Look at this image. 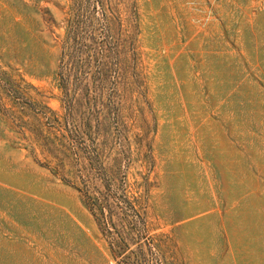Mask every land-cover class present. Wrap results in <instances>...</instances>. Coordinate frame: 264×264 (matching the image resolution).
Instances as JSON below:
<instances>
[{
    "label": "rangeland",
    "instance_id": "rangeland-1",
    "mask_svg": "<svg viewBox=\"0 0 264 264\" xmlns=\"http://www.w3.org/2000/svg\"><path fill=\"white\" fill-rule=\"evenodd\" d=\"M0 264H264V0H0Z\"/></svg>",
    "mask_w": 264,
    "mask_h": 264
}]
</instances>
